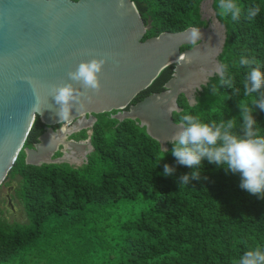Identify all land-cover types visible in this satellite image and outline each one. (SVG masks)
I'll return each mask as SVG.
<instances>
[{"label":"trees","instance_id":"1","mask_svg":"<svg viewBox=\"0 0 264 264\" xmlns=\"http://www.w3.org/2000/svg\"><path fill=\"white\" fill-rule=\"evenodd\" d=\"M204 1L133 0L150 26L145 40L193 26L206 29ZM236 2L243 10L237 21L219 15L216 0L213 4L227 32L218 61L228 65L231 86L216 75L196 92L194 105L182 95L176 124L185 114L203 122L233 118L240 131L238 104L251 106L256 94H244L248 68L239 60H252L264 72V0ZM256 5L260 13L247 19ZM173 76L174 67L166 69L132 105L165 92ZM253 110L264 135V111ZM117 114L95 116L94 151L81 167L27 165L26 152L20 154L7 181L15 183L11 199L27 221L11 223L0 202V264H236L248 249L264 246V199L240 188L239 174L205 159L200 179L180 184L179 177L192 169L176 163L172 145L164 150L139 121L121 122ZM45 132L38 118L25 149H34ZM88 132L78 140H88ZM61 157L57 152L55 159ZM165 164L175 169L173 175H163Z\"/></svg>","mask_w":264,"mask_h":264},{"label":"water","instance_id":"2","mask_svg":"<svg viewBox=\"0 0 264 264\" xmlns=\"http://www.w3.org/2000/svg\"><path fill=\"white\" fill-rule=\"evenodd\" d=\"M214 1L202 4L204 18L212 24L201 29L202 41L194 48L183 39L186 31L145 40L150 26L133 0H123L122 5L120 0H0V189L23 151L27 165H73L66 149L83 150L87 144L68 141L67 135L92 130L95 116L115 111L121 122L139 121L167 150V140L177 125L174 113L181 111L180 97L196 103V92L216 76L208 69L219 62L226 45V28L217 18ZM186 47L190 49L183 50ZM105 57L100 93L69 79L68 73L81 61ZM171 67L174 76L165 92L132 105ZM61 83H72L85 93L81 97L84 106L77 104L68 121L60 120L59 105L49 96L51 87ZM37 96L39 110H35ZM173 99L177 111L169 115ZM38 118L46 132L34 149H25ZM62 124L61 129H53ZM64 129L69 130L66 136ZM91 136L92 131L88 155L94 151ZM60 147L65 149L63 157L53 159ZM14 207L9 194L7 209Z\"/></svg>","mask_w":264,"mask_h":264},{"label":"clouds","instance_id":"3","mask_svg":"<svg viewBox=\"0 0 264 264\" xmlns=\"http://www.w3.org/2000/svg\"><path fill=\"white\" fill-rule=\"evenodd\" d=\"M122 2L123 0H120L121 5ZM216 2L219 15L230 17L232 21L240 19L243 10L236 0H216ZM259 13L260 7L253 6L247 10V19L252 20ZM202 37L201 29L195 26L190 27L183 34L184 41L194 48L200 45ZM106 62V57L81 61L74 71L68 73V77L71 81L78 82L83 89L98 94L102 89L100 74ZM254 63L244 57L239 60L241 66L248 68L243 81L244 94L246 96L256 94L251 106L245 103L238 104L242 118L239 132L235 131L236 122L233 118L220 122L215 120L203 122L198 115L191 114H185L180 118L176 130L167 140V143L172 145L171 154L175 157L176 163L192 169L190 173L179 177L180 184H189L192 180L200 179L199 169L202 167V161L206 159L209 163L223 167L226 172L239 174L240 188L264 199V135H261L253 116V109L257 107L264 111V72L258 65L253 66ZM227 69L226 63L217 62L212 64L208 71L219 75L225 84L231 86V79H225ZM213 91L217 90L213 89ZM84 94L72 83H61L51 87L49 96L59 105L60 120L68 121L72 109L77 104L81 108L84 106L81 103ZM39 99L37 96L35 110H39ZM176 111L177 107L173 99L167 112L171 115ZM174 171L173 167L165 164L163 175L171 176ZM236 264H264V246L258 245L248 249L239 257Z\"/></svg>","mask_w":264,"mask_h":264},{"label":"rangeland","instance_id":"4","mask_svg":"<svg viewBox=\"0 0 264 264\" xmlns=\"http://www.w3.org/2000/svg\"><path fill=\"white\" fill-rule=\"evenodd\" d=\"M79 136L80 135L75 137L74 140H78ZM87 146H88V149L90 150V146L88 145V143H87ZM73 156H76V155H73ZM78 158H74V160L73 159L71 160V159L68 158V161H70L73 164V166H75V167H81V166L84 165L85 162H87L86 161V155L83 154V152H82V154L80 153V156H78ZM53 159H55V156H54ZM11 187L14 188L15 187V183L13 185H8V181H7L4 184V186L2 187L1 191H0V202H1V204H3V207H5V208H7V196L9 194L11 196L13 191L15 190V188H14V190H12L11 193H8V190ZM13 204L15 205L14 210H10L9 209V211L7 213V217L9 219V221L11 223H13V222H18V223H21V224L26 223L27 219H26L25 213H24L21 205H19V203H17V202H13Z\"/></svg>","mask_w":264,"mask_h":264},{"label":"flooded vegetation","instance_id":"5","mask_svg":"<svg viewBox=\"0 0 264 264\" xmlns=\"http://www.w3.org/2000/svg\"><path fill=\"white\" fill-rule=\"evenodd\" d=\"M205 19L206 20H208L209 21V26L212 24V22H211V19H208L207 17H205ZM208 26V27H209ZM207 27V28H208ZM63 127V124L62 125H58V126H56V127H54L53 129L54 130H59V129H61ZM71 127V126H70ZM87 130H89V132H88V134H89V136H90V132L92 131V130H90V129H87ZM82 132V131H81ZM81 132H79V133H77V134H74V135H72V136H69V135H67V137H68V141H72V140H74V136H76V135H79ZM74 141H76V142H85L86 144L88 143V140H86V141H82V140H74ZM89 144V143H88ZM65 149L63 148V147H60V149L57 151V152H59V151H61V152H63ZM89 151H91V150H89L88 149V147L86 146L85 148H83V150H72V149H66V155L68 156V158L69 159H73L74 160V158H78V156H80V153L82 154V152H83V154H85L86 156L88 155V153H89ZM56 152V153H57ZM56 153H55V155H56ZM54 155V156H55ZM63 155H64V152H63ZM73 155H76V156H73ZM54 156H53V158H54ZM89 156V155H88ZM67 158V159H68ZM79 159V158H78ZM6 206V205H5Z\"/></svg>","mask_w":264,"mask_h":264},{"label":"bare ground","instance_id":"6","mask_svg":"<svg viewBox=\"0 0 264 264\" xmlns=\"http://www.w3.org/2000/svg\"><path fill=\"white\" fill-rule=\"evenodd\" d=\"M69 130L68 129H64L63 130V133H64V136H66L68 134Z\"/></svg>","mask_w":264,"mask_h":264}]
</instances>
